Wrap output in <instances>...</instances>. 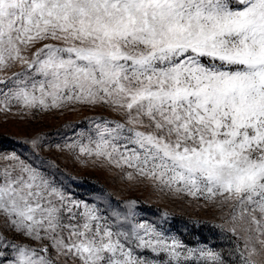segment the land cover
<instances>
[{
    "label": "snow or ice",
    "instance_id": "1",
    "mask_svg": "<svg viewBox=\"0 0 264 264\" xmlns=\"http://www.w3.org/2000/svg\"><path fill=\"white\" fill-rule=\"evenodd\" d=\"M76 104L116 116L80 133V153L226 208L243 246L189 247L13 149L0 264H264V0H0V113Z\"/></svg>",
    "mask_w": 264,
    "mask_h": 264
},
{
    "label": "rangeland",
    "instance_id": "2",
    "mask_svg": "<svg viewBox=\"0 0 264 264\" xmlns=\"http://www.w3.org/2000/svg\"><path fill=\"white\" fill-rule=\"evenodd\" d=\"M15 70L20 71V68ZM98 117L109 120L116 118L115 113L105 108L92 109L80 104L48 111L33 110L26 114L14 108L7 115L0 113V151L15 149L31 159L38 155L36 163L44 161L46 168L55 165L50 170L77 199L96 203L101 208L118 204L121 210H127L131 202H135L133 211L138 222L152 224L189 247L207 246L228 253L237 243L243 246V240L237 241L227 231L231 225L226 222V208L221 210L216 205L208 204L202 197L197 199L168 189L161 190L126 165L117 167L104 158L80 153L79 144H88L80 133L93 127V120ZM37 135L41 138L43 149L34 155L29 139ZM73 143L76 147L70 149L66 146ZM130 172L133 173L131 179L128 178ZM221 225L222 228L219 227ZM192 228L209 234L211 240L219 241V245L203 243L199 236L196 239L186 238L183 231ZM5 235L9 240L21 242L10 231ZM23 242L29 243L27 240ZM31 246L37 245L31 242ZM145 255L153 258L150 253Z\"/></svg>",
    "mask_w": 264,
    "mask_h": 264
},
{
    "label": "trees",
    "instance_id": "3",
    "mask_svg": "<svg viewBox=\"0 0 264 264\" xmlns=\"http://www.w3.org/2000/svg\"><path fill=\"white\" fill-rule=\"evenodd\" d=\"M184 235H186V238H191V239H196V237H200L201 241H203V243H214L219 245V241L217 240H211V238L209 237V234H205V232L200 231V230H196L194 228L187 230L186 232H184ZM215 241V242H214ZM224 246V244H222V247Z\"/></svg>",
    "mask_w": 264,
    "mask_h": 264
}]
</instances>
